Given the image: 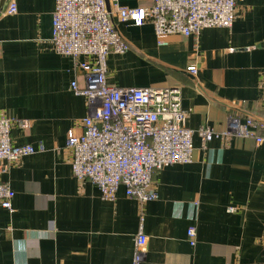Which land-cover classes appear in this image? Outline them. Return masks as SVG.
<instances>
[{
  "label": "crops",
  "instance_id": "1",
  "mask_svg": "<svg viewBox=\"0 0 264 264\" xmlns=\"http://www.w3.org/2000/svg\"><path fill=\"white\" fill-rule=\"evenodd\" d=\"M108 1L128 48L108 54L107 80L179 86L186 125L217 135L204 146L193 135L191 162L153 173L155 199L140 203L122 186L101 198L72 174L67 132L81 130L88 109L71 88L84 86L81 69L51 43L55 0H0V114L28 122L11 126L14 144L43 146L0 170L15 192L12 211L0 206V264H131L138 230L141 264H264V141L220 134L230 114L264 123V0L240 3L229 27L160 38L115 12L151 0Z\"/></svg>",
  "mask_w": 264,
  "mask_h": 264
},
{
  "label": "built area",
  "instance_id": "2",
  "mask_svg": "<svg viewBox=\"0 0 264 264\" xmlns=\"http://www.w3.org/2000/svg\"><path fill=\"white\" fill-rule=\"evenodd\" d=\"M243 1L151 0L148 6H116L115 12L120 20L137 26L150 23L158 38L171 34L196 37L204 28L231 26ZM15 11L10 3L7 12ZM51 43L83 73L84 86L73 80L71 88L85 96L88 112L79 132L68 130L66 147L72 154L73 176L93 183L101 198L114 199L122 186L126 196L140 203L155 199L153 173L174 163L191 162L193 135L203 146L217 135L207 126L191 129L186 125L179 86H117L107 80L108 54L123 53L128 43L115 29L105 0H55ZM188 70L195 72V67ZM13 124L24 128L28 122L0 114L1 171L23 156L43 150L42 145L35 149L30 144H14L10 135ZM220 134L252 138L260 144L264 123L230 114ZM14 194L8 183L0 182V206L12 211ZM187 237L195 244L193 226L187 229ZM146 241L138 230L131 264L142 263Z\"/></svg>",
  "mask_w": 264,
  "mask_h": 264
},
{
  "label": "water",
  "instance_id": "3",
  "mask_svg": "<svg viewBox=\"0 0 264 264\" xmlns=\"http://www.w3.org/2000/svg\"><path fill=\"white\" fill-rule=\"evenodd\" d=\"M105 4H106L107 10L109 11V1L108 0H105Z\"/></svg>",
  "mask_w": 264,
  "mask_h": 264
}]
</instances>
